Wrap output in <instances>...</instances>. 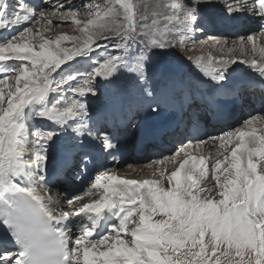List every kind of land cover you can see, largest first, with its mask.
<instances>
[{
	"label": "rangeland",
	"instance_id": "1",
	"mask_svg": "<svg viewBox=\"0 0 264 264\" xmlns=\"http://www.w3.org/2000/svg\"><path fill=\"white\" fill-rule=\"evenodd\" d=\"M39 1L42 8L32 11L36 16L30 24L20 23V13L13 15V9L17 7L16 0H10L9 5L13 9L9 12H0L5 17L4 20H0V35H3L0 39V51L6 49V53L0 54V58L4 60L0 64V111L5 109L14 98L29 95V99L24 97L29 118L28 124H24L23 131L27 133L25 137H29V145L32 148L29 149L34 155L32 158L35 157L34 162L37 163V166L34 165L35 175L40 172L41 165L45 163L44 158L46 157V160L49 156L52 158L53 145H60L67 150L78 144L70 136L75 125L83 126L86 121L89 124L93 119L97 117L100 119L109 111H114L113 114L121 113L124 109H130L131 104L137 107L134 101L139 102L144 95L153 94L167 84L180 85V98L183 100L189 99L191 95H202L204 89L199 90L200 94H198L196 87H203V84L210 87L217 84L223 88H232L235 85L232 83L233 79L222 77L212 79L213 72L205 64L233 65L239 68L238 75L249 72L251 76H254V73L248 70L250 65L246 60H242V64L241 61L234 60L240 56L239 53L227 55L215 49L202 51L203 46L195 48L198 43L215 44L216 47L219 42H225L226 47H229L230 44L240 40L239 36L224 37L207 34L205 19L211 21L215 13L220 19L232 14L231 8L217 0H210L211 2L209 0ZM263 2L264 0H256L254 4L252 0L250 8L245 3V6L240 5L241 7L236 6L232 9L242 16L246 14L249 19V13L257 14ZM23 8L21 3L20 9ZM248 24L244 22L242 26H248ZM257 31L256 29L252 32L253 35H256ZM20 43L22 46L28 43V50L22 47L26 50L25 54L20 53L21 48L18 46ZM15 46L19 49H15ZM4 56L6 59H3ZM9 59L14 61L7 64ZM102 65L111 68L112 73L105 77L106 69ZM242 66H246L245 69ZM251 101L252 107L257 108V101L254 98ZM73 104L76 105L75 118L67 119L59 116L60 112ZM80 104H85V109L79 108ZM245 105L246 109L243 107L240 119L234 122L235 125L230 127V130H240L248 119L264 115V113H252V115L246 113L250 106L247 103ZM113 107L116 109L114 110ZM135 123L137 122H134V125ZM90 130L85 131L89 134L92 131ZM131 131L133 129L129 130ZM246 132L249 133L248 129L240 131L242 135L247 134ZM98 137L95 139L103 141L102 139H105L107 135L100 134ZM51 140H54V144ZM200 144L203 143L200 142ZM190 146L193 147V142L186 140L180 148L174 149L173 155L168 153L159 160L164 164L170 158L172 160L168 161L169 163L177 161L182 156L181 151ZM197 147L196 144L193 149ZM160 148L164 149L166 145L162 144ZM77 157L78 155H75V159ZM159 160L156 157L144 159L138 166L126 159L122 172L126 173L133 168L140 169V174L136 175L138 179L132 175L126 182L129 185L136 184L137 187L140 181L141 186L149 188L148 185L142 184L144 179L154 178L170 169L171 164L168 167L156 164ZM108 172L110 171L102 170V176ZM149 172L150 175L145 176ZM70 176H72L71 172L68 178ZM262 176L260 174V178L244 188L242 192L251 189L255 186L254 184L257 185L256 188L262 187ZM134 181L137 183L134 184ZM47 183V195L50 199H55L58 187L52 186L49 181ZM62 189L64 196L66 189L65 187ZM260 197V194H256L249 199L241 195L238 196V202L227 205V211L223 213L224 222L232 226V231L240 234L238 239H234L227 230L222 228H217L215 232L201 230L198 215L191 214V219H185L180 215L179 217L183 218L181 222L186 220L185 223H181L178 217L172 221L164 212L163 215L158 212L157 216L152 214L160 223L152 218L150 222L141 225L139 219L129 218L130 223L124 229L127 233H119L118 236L122 238L121 234H125L124 244L127 245L130 241L129 245H133L135 242L133 235L139 228L142 239L138 250L142 254L145 253L152 264H195L205 244L207 252L212 253L214 241H221L222 250L227 243L230 246L229 251H235L236 255L232 257L235 264H264V200L259 202ZM73 204V200L66 199L62 207L63 212L59 211V213L72 212L70 208ZM147 209L149 211L147 214H150L151 211ZM166 229H171V234L165 231ZM153 233H164V236L168 238L169 247L156 251L159 245L151 243ZM107 237L108 234L99 237L96 242H103V246H110ZM78 244L79 242L76 241L73 245ZM74 246L72 249L75 248ZM120 259H118L119 262Z\"/></svg>",
	"mask_w": 264,
	"mask_h": 264
},
{
	"label": "bare ground",
	"instance_id": "2",
	"mask_svg": "<svg viewBox=\"0 0 264 264\" xmlns=\"http://www.w3.org/2000/svg\"><path fill=\"white\" fill-rule=\"evenodd\" d=\"M217 1L231 8L232 14L231 16L220 19L215 13L211 21L205 19V26L208 30L207 34L224 37L239 36L240 38L238 39L240 40L230 44L229 47H226L225 42H219L216 47L215 44L207 45L206 43H198L195 45V48L197 46H203L202 51H214L213 49H215L227 55L228 53H239L240 56L234 60L241 61V64L242 60H246L249 63L250 66H248V70L253 72L254 76H251L249 72L244 73V75H238L237 70L239 68L233 65H213V67L210 64H205L212 70V78L218 79L222 77L234 80L232 83L235 85L229 90L236 91L237 100L240 102L238 105L242 108H240L236 114L235 112L233 113L234 116L232 120L221 126H211V129L216 132L208 135L209 119L206 114L207 108L201 109L199 103L200 97L193 96L190 98V102H188L187 105L184 103V107H193L194 111L192 117L195 119L197 118V122L204 129L203 134L198 140H192L193 147L191 148L190 146L186 150L181 151L182 156H180L181 158L177 161L174 160L169 163L168 161L172 160L170 158L165 161V164L162 161L160 162V158H164L168 153H175L173 152L174 149L180 148L187 140V136H184L185 134L179 133L178 135V133L174 131L166 136V138L171 139V149L168 153L158 150V147H153V151L158 150L157 154L154 155L151 151L145 152L135 159L129 152V146L138 139L141 132L150 128H159L160 125L163 126L165 121H168L169 124L166 125V127L171 126L177 119L174 116L176 110L158 108V101L161 99L158 95H161V93L157 92L150 98L143 96L139 100L142 103L134 101V103L140 105V108L131 104L129 106L130 109L123 110V114H114L111 118H107L104 123H99L98 119H93L89 124L85 125L86 129L87 126H92V130L95 132L87 134L79 125H75L73 128L71 127L70 136H72L74 142L78 144L68 150H65L60 145H53L52 158L49 156L48 160L44 159L45 164H42L41 171L39 172L40 175H35V169L33 168V166L36 165L34 162L35 157L32 158L33 154L32 151H30L32 148L29 145V137H25L27 133L23 131V128H25L24 124H28L29 113H27V104L25 100L29 95H25L24 97L26 98H14L5 109L0 111V237L6 235L9 239H12L9 230L4 224H9L10 230H16L25 223L21 214L14 211L19 205L25 204L38 212L48 225V228L52 230L54 234L56 233L58 238L64 240L67 256L66 261L68 264H73V256L79 259L80 264H133L137 258L143 257H147L148 264H152L150 263V258L145 256V253L142 254L138 250L141 247L140 242L142 239L139 228L135 230V232H138L133 235V239L135 240L133 245H129V243H131L130 241L127 245L124 244L123 237L125 234H121L122 238L118 236L119 233H127L124 229L128 227L129 223L127 219L124 218L125 216L139 219L141 225L150 222L152 218L160 223L158 218L153 217L154 214L157 216V212L162 215L163 212L168 214L172 221H175L178 217L180 222L183 218H190L191 214L201 217L206 211L216 207V205L212 203L213 200L220 201L222 199L221 196L218 195L221 189L217 187V184H224L231 180H237V169H243L247 173L238 178V185L242 191L253 181L260 178V174L263 175L262 186H264V154H255L250 151L251 149L259 147V140H264V123L257 120L254 127H243L240 130L229 129L235 125V121L240 119V112L243 111L246 103L250 106L248 110H246V113H250V115H252V113H264V71L261 70V66H264V17L249 13V19H247L246 14L242 16L232 9L236 6L244 5L245 3L248 4V8H250L252 0ZM199 6L201 7V5ZM36 7L42 8L40 3H38ZM255 8L257 7L255 6ZM262 8H264V2ZM207 11L209 12V10ZM35 16L36 15L33 17L24 15L20 23L30 24ZM241 21H244L246 24L249 22L248 26H242L244 22ZM234 27L236 28L234 29ZM256 29L258 30L256 32L257 34L253 35L254 33L252 32L256 31ZM242 39L245 40V43H243ZM24 44L25 46H22L21 43L18 46L21 48L20 53L25 54V51L28 50V43ZM19 47L15 46V49H19ZM22 47H25L26 50ZM217 47H219V49H217ZM10 50L14 51L11 48ZM4 53H6L5 48L0 51V54ZM3 59H6V56H4ZM13 61L14 60L9 59L7 62L11 63ZM2 62H4V60L0 58V64ZM233 62L231 63L236 64ZM235 67L237 69H235ZM245 67L246 66H242L243 69H245ZM245 72L247 71L245 70ZM217 86V84L212 86L215 87V91L217 92L214 94L211 92L209 94L210 96L204 92L203 95L206 101L213 98L216 103L219 102L222 104V101L226 103L231 102V92H228V90L225 91V89ZM201 88L202 87H196L197 90ZM169 89H171V87H169ZM180 91L181 90H176L175 94L179 95ZM252 98L258 102V108L252 107ZM163 99L164 98L161 100ZM114 105L117 106L116 103H114ZM113 108L114 110L116 109L115 107ZM153 108H155V111H153ZM9 110L17 113L11 118L9 123V126H14L18 130V134L14 139L4 135L6 131V118L10 116ZM139 113H142V117ZM228 116L232 115L227 114L225 117L229 119ZM261 117H264V115ZM134 122H137L136 125L133 124ZM116 123L117 125L121 124V127H123V123H128L127 127H125L126 130L129 126V129L134 126L127 141L124 139H122L123 141L120 140V136H123V134L119 131L121 128H114ZM193 123L198 126L196 121ZM245 129H248L249 133L246 132L247 134L242 135L240 131H244ZM102 130H104L109 137L102 139L103 141H98V139L96 140L94 138V134H96L98 138V133ZM115 134L119 136L112 139ZM246 137H248V139H246ZM257 137L259 140L256 139ZM174 139H176V141H174ZM51 141L54 144V140ZM200 142L203 144H200ZM196 144L198 147L193 149ZM210 152L212 155L209 154ZM75 155H78L76 162L74 159ZM154 157L159 160L156 161V164L164 165L163 167H168L171 164V166H169L170 169H167L165 172L162 171V174L154 178L147 177L148 179H144L142 184L148 185L149 188L141 186L140 181L137 187L135 184L137 183L136 181H134L135 185H129L126 181H129L132 175L135 176V179H138L136 175L140 174V169L133 168V170H127L126 173L122 172L121 170L125 167L126 159L139 166V163L143 162L144 159L148 160ZM92 160H95L97 164L101 165L100 169L96 170L94 174L92 171L93 167L90 165ZM78 163L84 164L83 170H81V165H78ZM140 167L142 169V166ZM103 169L109 170L110 172L102 176L100 171ZM22 171L24 173L27 171L28 173L22 175ZM70 172L72 173L73 179L71 177L68 178ZM75 172H79L76 178ZM87 174H93V180L90 183L88 182L87 187L80 191L77 185ZM149 175L150 172L145 174V176ZM217 177L219 178L218 180L216 179ZM48 181L52 186L58 187L55 199H50L47 195L46 184H48ZM63 182L73 183L67 196H63ZM254 185L255 187L257 186L256 184ZM260 196L261 199L259 202L264 200V194H260ZM197 198L201 201L207 199L208 203L199 207L198 210L193 206V209L184 216L180 210L182 208L181 199L191 203V201L197 200ZM66 199L73 200L74 204L72 208H70L72 212L60 214L59 211L63 212L62 207L65 205ZM224 199H227V197ZM236 202H238V197L235 201L229 203ZM246 204L248 205V203ZM247 207H249V205ZM147 208L151 211L150 214H147V212H149ZM70 213H72V215H70ZM180 215L183 218L179 217ZM13 217H15V220ZM185 219L184 222L181 223H185ZM109 227L114 228L108 233L107 237L108 245L110 246H103V242H96L94 240L96 237H93L92 233L95 229L99 228L103 231H108ZM234 227L238 228V226ZM219 228L227 230L230 234L233 233L232 226L225 222L223 225H220L218 229ZM60 233H63V235L60 236ZM75 237H79V239L74 240ZM76 241H78L79 244L74 246L75 248L77 247L76 249H72V245L73 243L75 244ZM132 246L134 248H132ZM94 247L95 250H93ZM117 258H121L122 261L117 262Z\"/></svg>",
	"mask_w": 264,
	"mask_h": 264
},
{
	"label": "snow or ice",
	"instance_id": "3",
	"mask_svg": "<svg viewBox=\"0 0 264 264\" xmlns=\"http://www.w3.org/2000/svg\"><path fill=\"white\" fill-rule=\"evenodd\" d=\"M4 3L5 9L7 8V0H0ZM23 0H16L17 7L13 9V15H18L21 12L20 5ZM256 3V0H253ZM239 10V9H238ZM231 13V11H229ZM258 15L264 17V8H260L257 12ZM4 14L0 13V20H4ZM106 69L104 76H108L112 73V69L106 65H102ZM261 70L264 71V66H261ZM95 94V93H93ZM75 104L59 113L60 117H66L67 119L75 118L76 113L74 112ZM79 108L85 109V104H80ZM155 111V108H153ZM10 116L6 118V131L4 135L6 137L14 139L18 130L14 126H9L11 118L17 113L9 110ZM43 116V113H41ZM257 120L264 123V117H253L244 122L245 128L254 127ZM258 131V130H257ZM256 139L259 140L257 137ZM247 150V149H246ZM251 152L255 154H264V140H259V147L251 149ZM46 159V157L44 158ZM247 173L243 169L236 170L237 180H231L224 184H217V187L221 189L218 195L221 196L220 201L213 200L212 203L216 205L214 209L206 211L199 220L200 228L204 231L215 232L217 228L224 222L223 213L227 211V205L229 202L235 201L238 196L245 195L249 199L253 198L256 194H264V186L256 188L253 186L252 189L242 192L238 185V178L246 175ZM219 179L218 177L216 178ZM151 196V194H150ZM227 197V199H224ZM207 199L185 202L181 199L182 208L180 209L184 216L188 214L193 206L198 210L204 204H207ZM14 211L19 212L21 217L25 221L22 226H19L16 230H10L9 224H4L9 230V234L12 237V243L16 245L15 250H11L8 247V241H0V264H66V261L62 259L66 255L64 247V240L53 235L46 222L41 218L40 214L32 209L30 206L21 204ZM11 215V214H10ZM15 220V217H13ZM171 234V229H166ZM179 231V229H176ZM60 236L63 233L59 234ZM151 243L153 245H159L156 251H160L161 248L169 247L168 238L163 233H153ZM231 236L234 239L240 238V234L233 231ZM230 246L225 243L224 248H221V241L213 242L212 253L207 252V245L205 244L204 250L201 252L200 257L196 259L195 264H235L232 259L236 255L235 251H229ZM119 259V258H117ZM239 259V258H237ZM73 264H80L79 259L76 256L72 257ZM133 264H148L147 257L137 258Z\"/></svg>",
	"mask_w": 264,
	"mask_h": 264
}]
</instances>
